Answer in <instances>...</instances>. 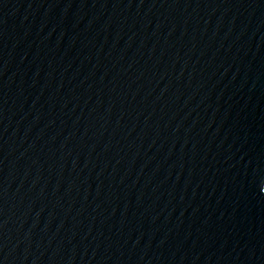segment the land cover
<instances>
[{
	"label": "water",
	"instance_id": "water-1",
	"mask_svg": "<svg viewBox=\"0 0 264 264\" xmlns=\"http://www.w3.org/2000/svg\"><path fill=\"white\" fill-rule=\"evenodd\" d=\"M0 264H264V0H0Z\"/></svg>",
	"mask_w": 264,
	"mask_h": 264
}]
</instances>
